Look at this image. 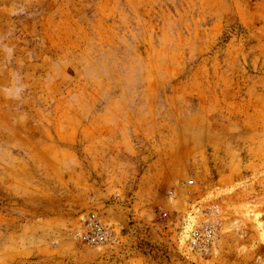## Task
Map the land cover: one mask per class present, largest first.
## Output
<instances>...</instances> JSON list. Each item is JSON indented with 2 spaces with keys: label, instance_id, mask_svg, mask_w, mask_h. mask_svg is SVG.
<instances>
[{
  "label": "rangeland",
  "instance_id": "1",
  "mask_svg": "<svg viewBox=\"0 0 264 264\" xmlns=\"http://www.w3.org/2000/svg\"><path fill=\"white\" fill-rule=\"evenodd\" d=\"M0 264H264V0H0Z\"/></svg>",
  "mask_w": 264,
  "mask_h": 264
},
{
  "label": "crops",
  "instance_id": "2",
  "mask_svg": "<svg viewBox=\"0 0 264 264\" xmlns=\"http://www.w3.org/2000/svg\"><path fill=\"white\" fill-rule=\"evenodd\" d=\"M125 119V118H124ZM127 121L126 120H121V121H119V122H116L117 124L116 125H121V124H123V123H126Z\"/></svg>",
  "mask_w": 264,
  "mask_h": 264
}]
</instances>
